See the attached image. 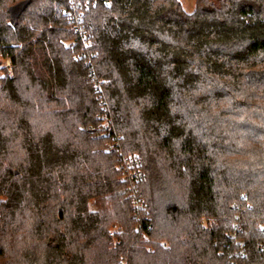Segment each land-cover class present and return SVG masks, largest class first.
Segmentation results:
<instances>
[{
    "label": "trees",
    "instance_id": "trees-1",
    "mask_svg": "<svg viewBox=\"0 0 264 264\" xmlns=\"http://www.w3.org/2000/svg\"><path fill=\"white\" fill-rule=\"evenodd\" d=\"M199 2L0 0V264H264V0Z\"/></svg>",
    "mask_w": 264,
    "mask_h": 264
},
{
    "label": "built area",
    "instance_id": "built-area-1",
    "mask_svg": "<svg viewBox=\"0 0 264 264\" xmlns=\"http://www.w3.org/2000/svg\"><path fill=\"white\" fill-rule=\"evenodd\" d=\"M109 4V3H107ZM64 13L68 16L74 17V15H72L71 11L65 10ZM78 23L82 22V18L79 17V19H77ZM77 30H79V27H77ZM70 48H72L74 46V43H70L68 45ZM93 80L96 83V89L99 95V98L103 97L104 95V91H103V84L105 83L104 80L100 81L97 79L96 75L93 74L92 76ZM102 104V113L100 114L99 118L102 120L103 125L105 126V136L111 139L110 145L107 148L108 152H120L121 151V145H120V137L116 134H114L113 132V128H112V119L110 118V115L108 113V108L105 105V101L101 102ZM118 169L121 171L122 176L121 179L122 181H129V182H133V181H138V179L141 177L142 175V171L139 169V159L138 157H123L121 159V163L118 166ZM136 207H138V205H136ZM142 238L145 241L149 240V237L146 234H143ZM163 245H165L163 243ZM152 250V249H150Z\"/></svg>",
    "mask_w": 264,
    "mask_h": 264
},
{
    "label": "rangeland",
    "instance_id": "rangeland-1",
    "mask_svg": "<svg viewBox=\"0 0 264 264\" xmlns=\"http://www.w3.org/2000/svg\"><path fill=\"white\" fill-rule=\"evenodd\" d=\"M177 1L181 4L184 11L189 14L193 13L197 9L198 4L200 3L199 2L200 0H177ZM11 66H12L11 62L8 58L7 59L0 58V77L4 78L7 74H10L12 76ZM91 206H92V210L97 209V207L93 203L91 204Z\"/></svg>",
    "mask_w": 264,
    "mask_h": 264
},
{
    "label": "water",
    "instance_id": "water-1",
    "mask_svg": "<svg viewBox=\"0 0 264 264\" xmlns=\"http://www.w3.org/2000/svg\"><path fill=\"white\" fill-rule=\"evenodd\" d=\"M26 4H27L26 2H24V3H20L19 5H17V6L12 10V16H13V18H17L18 13H19L22 9L25 8ZM12 23L15 25V21H14V19L12 20Z\"/></svg>",
    "mask_w": 264,
    "mask_h": 264
}]
</instances>
